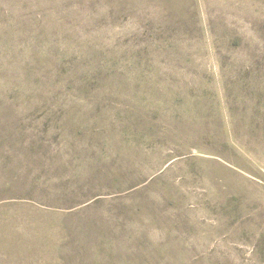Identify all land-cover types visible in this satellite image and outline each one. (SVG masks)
<instances>
[{"label": "rangeland", "instance_id": "rangeland-1", "mask_svg": "<svg viewBox=\"0 0 264 264\" xmlns=\"http://www.w3.org/2000/svg\"><path fill=\"white\" fill-rule=\"evenodd\" d=\"M0 264H264V0H0Z\"/></svg>", "mask_w": 264, "mask_h": 264}]
</instances>
